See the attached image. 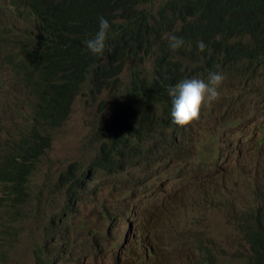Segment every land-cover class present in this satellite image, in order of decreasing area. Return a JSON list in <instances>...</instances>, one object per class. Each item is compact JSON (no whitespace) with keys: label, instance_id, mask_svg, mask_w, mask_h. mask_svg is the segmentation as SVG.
<instances>
[{"label":"trees","instance_id":"16d2710c","mask_svg":"<svg viewBox=\"0 0 264 264\" xmlns=\"http://www.w3.org/2000/svg\"><path fill=\"white\" fill-rule=\"evenodd\" d=\"M12 2L15 11L3 7L0 12L6 13L9 19H24L30 26L15 34L9 33L15 52L8 60L12 78L8 77L6 84H14L21 93L26 89L34 100H30L33 104L30 118L27 119L21 106L12 117L19 120L15 126L24 129L26 125V128H19V137L12 144L4 145V161L0 167L4 197L15 191V182L30 174L45 155L51 147L52 131L65 124L73 98L77 99L84 91L93 101L110 92L109 102L103 103L102 121L94 132L99 148L91 165L115 164V173L120 174L133 158L145 153L148 143L154 148L156 144L161 145L155 152L158 162L177 156L172 137L168 143V130L178 110L170 96H183L181 91L169 92L180 81L176 80L182 73L176 67L177 61L193 55L194 44L198 52L202 51L205 37L215 30L239 31L244 36L243 45L232 55L251 57L262 50L264 43V0ZM3 23L1 17L0 28ZM259 27L261 30H257ZM2 36L0 30V38ZM228 50L229 44L212 42L208 60H215ZM150 52L153 57L148 55ZM145 60L151 63L146 72L143 70ZM204 69L205 65L201 70ZM126 71L127 82H124ZM23 76L25 78L21 79ZM166 96V101L160 100ZM151 101L156 103L142 104ZM56 103L64 105L57 108ZM145 106L148 109L143 110ZM104 148L109 150L107 154ZM85 175L80 176L78 169L67 171L61 177L84 191L89 188L82 179ZM25 185H21L19 195L23 194ZM112 213L105 208L103 216H112ZM16 215L17 209H13L7 212L6 218ZM165 215H171L168 205L154 213L153 224L163 228L167 244L173 218L171 215L164 226L162 217ZM239 231L257 254L256 264H264V214L241 213ZM196 264L216 263L214 256L206 253Z\"/></svg>","mask_w":264,"mask_h":264},{"label":"rangeland","instance_id":"374dc122","mask_svg":"<svg viewBox=\"0 0 264 264\" xmlns=\"http://www.w3.org/2000/svg\"><path fill=\"white\" fill-rule=\"evenodd\" d=\"M4 2L6 8L15 11L12 0ZM3 7L0 0V10ZM1 17L5 25L0 28L3 33L0 38V141H10L18 137V126L15 124L19 120L12 119L17 107L21 106L27 119L30 118L33 105L30 100L34 98L26 89L20 93L14 84H6L12 68L8 60L13 58L15 52L9 33L15 34L30 25L24 19H9L6 13L0 12ZM150 65V61L145 60L143 70L148 71ZM126 73L128 71L123 74L124 82H127ZM234 85V79L222 84L219 81L215 89L229 93ZM5 87L14 89L22 102L12 100L10 92L5 96ZM216 95L211 94L209 97L208 109L212 107ZM4 99L7 106L10 104L15 107L14 113L2 107ZM109 100L110 92L103 93L96 101L88 96L87 91L80 94L65 124L52 131L51 147L39 160L29 179L28 201L21 208L24 212L5 219V209H1L0 202V261L5 260V264H34V249L46 243L45 227L67 202L65 192L57 187L58 178L66 169L75 171L78 167L80 176L87 174L82 179L91 184V189L82 194L76 218H69L67 223L64 221L59 232L76 239L78 243L88 235L102 237L100 241L98 239L97 251L91 254L86 252L83 264H133L132 258L121 253L124 239L127 238L130 247H139L143 226L152 228L153 209L161 203H167L168 197L174 222L162 264H196L206 253L214 256L216 264H244L245 257L250 253V245L239 231L238 215L243 210L261 211L264 214V145L251 148L244 146L240 152H233L228 160L217 162L218 144L212 141L210 135L214 118L209 126H206L207 122L198 120L189 130L177 134V142H183L186 148L194 153L198 151L204 157L213 148L214 157L200 172L207 173L211 165L214 177L220 182L212 190L209 187L197 188L201 176L195 177L196 172L180 171V164L176 162L173 165L167 160L158 162L155 152L161 145L156 144L157 148H154L152 143H148L145 153L133 158L122 173L96 177L93 171H89V165L99 148L94 132L102 121L103 103ZM257 108L251 103L248 115L256 114ZM223 110L229 112L225 105ZM248 115L241 114V117L247 118ZM172 134L171 130L169 144ZM172 147L176 148L175 145ZM151 148L154 149L150 151ZM108 151L105 148V153ZM196 158V154L189 155L190 162ZM170 172L172 175H168ZM208 182H214L211 175ZM179 185L185 186L186 191L183 187L178 188ZM186 192H194L196 196L191 198L193 194ZM2 196L3 187L0 185ZM178 199L180 202L186 201L180 205ZM119 200L128 203L122 205ZM105 208L113 212L112 216L103 218ZM170 218L171 215L163 216L162 224L166 226ZM5 226L8 227L5 229ZM148 245L156 246L151 236ZM65 248L60 244L55 251ZM138 254L144 256V249H139Z\"/></svg>","mask_w":264,"mask_h":264},{"label":"clouds","instance_id":"9594fccd","mask_svg":"<svg viewBox=\"0 0 264 264\" xmlns=\"http://www.w3.org/2000/svg\"><path fill=\"white\" fill-rule=\"evenodd\" d=\"M1 1L3 2L4 7H6L4 0ZM257 30H261V27L257 28ZM167 39H170V35ZM212 42H221L225 45L229 44L230 50H228L227 53L230 54L223 53L218 56L217 59L209 61L210 44ZM243 42L244 36L240 34L239 31L225 33L223 31L215 30L205 37V44L202 51L198 52L196 45L194 44L192 49H195V53H193V55L188 54L187 56H183L177 61L176 67L180 68L182 73L180 79L176 80L180 81L173 86L169 92L175 94L176 91H181L183 96L180 98L170 96L171 102L178 106V110L173 118L172 126L168 130V132L172 130V138L176 146L175 149L177 156L172 157L167 161L171 165L175 162L180 164V171H194L196 172L195 177L201 176L197 184L198 189L201 187H209L212 190L216 183L220 184V182L214 177V171L211 169V165L208 166L207 173H200L207 167V162L214 157V150L213 148L208 150L206 157L199 154L198 151L196 153L192 151L188 152V148L185 147L183 142H180V144L177 142L178 133L189 130L198 120L207 122L206 126H209L214 118L210 135L212 136V141L218 144L217 162L228 160L233 152H240L244 146L251 148L256 145H264V43L262 50L251 57L245 58L232 55V53L238 52L243 45ZM192 49L190 51H192ZM148 55L153 57V52L148 53ZM204 65L205 69L201 70ZM150 75L151 74L147 76L150 77ZM9 78H12L10 72ZM231 79L235 80V85L231 92L225 93L221 90L215 89V87L218 86L219 81H221L222 84ZM7 92H10L9 96L12 100L16 99L22 102L14 89L5 88V96ZM216 93L217 95L214 97V103L212 107L208 109L207 102L209 97L211 94L215 95ZM167 98L168 96L160 100L166 101ZM75 101L76 98H73L71 109ZM155 103L156 101H151L142 104L154 105ZM251 103L258 107L256 114L252 116L248 115V106ZM226 104L233 105L234 109L225 113L223 106ZM62 105H64V103L59 105L56 103V106L54 107L60 108ZM2 107L10 110L11 113L15 112V107H11L10 104L8 106L6 105V99H4L2 103ZM144 109H148V107L145 106L143 110ZM241 114H247L248 116L247 118H242ZM237 120L241 121L237 122ZM19 128L22 127H17L18 137ZM22 130L24 129L22 128ZM13 141L14 140L0 141V167L4 161V145L8 143L12 144ZM220 145L223 146V148ZM191 154H196L197 156L194 162L189 161V155ZM37 163L31 169L32 172L30 174L23 175V177L15 182L16 189L12 194L7 197H4V195L0 197V202L1 199H3V202H1V209H5V219L7 212L13 209H17V215H21L24 212H22L21 208L27 204L29 197L28 182L36 169ZM198 168L200 171H197ZM78 169L79 168L77 167L75 171ZM115 170V164L110 163L101 162L97 165H91L90 163L89 165V171H93L96 177L116 174ZM67 171L74 172L70 168L66 169L60 174L57 183V187L65 192L67 202L63 210L54 214L50 223L45 227L44 235L46 236V243L43 246H38L34 249V264H83L86 258V252L91 254L92 252L97 251L99 246L98 239L99 241L102 239L100 236L88 235L85 240L78 243L76 239H72L70 236H64L59 232V228L64 224V221L67 223L69 218H76V212L78 205L81 202L82 194L91 189L90 183H88L89 188L83 191L72 181H68L66 178L61 177V175ZM168 175H172V173L170 172ZM209 175H211V178L214 180L212 184L208 182ZM86 176L87 174L83 178ZM204 180L206 182L202 184ZM24 183H26V185L23 194L19 195L17 192ZM179 187H183L186 191L185 186L179 185L178 188ZM186 194H193L191 198L196 196L194 192H186ZM184 202L179 201V204L182 205ZM119 203L123 205L128 202L119 200ZM165 205L169 206L174 222V215L169 197L167 203H161L153 209V215ZM243 212L251 211L243 210L239 215ZM253 212L256 213L261 211ZM103 218H106V216H103ZM150 236L156 246L150 247L148 245ZM139 243V247L132 248L129 246L127 238H125L121 246V253L132 258L133 264H162L163 258L167 254L163 228L155 227L153 224L152 228L149 229L147 225H144L142 228V235L139 238ZM60 244L64 245L66 248L62 251L60 250L56 252L55 249ZM139 249H144V256L138 254ZM257 258V254L250 247V253L245 257L244 264H256ZM5 263V260L0 261V264Z\"/></svg>","mask_w":264,"mask_h":264},{"label":"bare ground","instance_id":"6f19581e","mask_svg":"<svg viewBox=\"0 0 264 264\" xmlns=\"http://www.w3.org/2000/svg\"><path fill=\"white\" fill-rule=\"evenodd\" d=\"M264 92V91H263ZM225 108H226V110H229V111H231V110H233L234 109V106L233 105H231V104H226L225 105ZM239 122L241 121V120H238Z\"/></svg>","mask_w":264,"mask_h":264}]
</instances>
